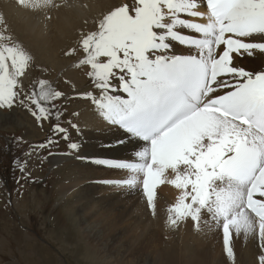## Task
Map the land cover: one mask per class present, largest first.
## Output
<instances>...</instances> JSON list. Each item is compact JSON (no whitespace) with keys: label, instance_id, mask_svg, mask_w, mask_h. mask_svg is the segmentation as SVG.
Wrapping results in <instances>:
<instances>
[{"label":"rangeland","instance_id":"obj_1","mask_svg":"<svg viewBox=\"0 0 264 264\" xmlns=\"http://www.w3.org/2000/svg\"><path fill=\"white\" fill-rule=\"evenodd\" d=\"M84 38L77 39L78 51L72 61L84 54ZM13 39L15 41L11 42ZM3 43H9L13 50L0 47V102L12 103L15 97V107L10 110L0 109V116L3 117L0 121V237L3 241L0 264H116L118 261H122V264H188V258L198 256L204 251L207 257L201 264H230L221 234L224 225L214 217L210 219L215 221L212 231L217 239L201 234L198 231L201 229L198 220H176L177 223L171 228L178 227V236L173 231H162L159 226L152 231L151 227L156 221L147 224L143 219L137 218L132 219V224L127 226L124 219L121 220L120 213L129 210L138 201L135 192L141 190L144 194L145 182L148 183L149 192L155 193V186L146 178L140 179V184L136 179L131 186L120 183H116V186L107 185V180H104L102 188L99 189L96 179L108 178L112 173H128L117 180L140 176L136 174L134 177L128 170L118 172L114 169H103L106 167L76 158L75 155L122 158L129 154L128 151L123 152L122 147L103 148L102 145L108 141L99 131L88 133L83 129L79 136L73 131V140L79 141L78 149L73 150L72 154L58 152L42 166L35 159L30 160V179H21L17 184L16 178L21 173L12 167V160L23 153L16 147L15 138L19 136L28 144L39 145L49 134L50 128L48 121H44L43 127H40L26 109L30 100L35 98L32 93L33 85H36L37 93L44 90L39 89V81L47 82L48 87L53 90L62 91V88H67L62 92L67 94L68 99L60 101L65 105L66 111H77L80 115L84 109H79L76 99L69 97L72 89H68V85L62 86L60 69L64 68V63L60 59L66 56L69 47L57 51L60 52L57 56L30 57L29 53L23 51L18 36L9 34L6 24L0 18V46ZM20 50L28 58H33L36 64L52 66L55 72L48 74L38 68L30 76L31 70L25 68L33 63L21 62L20 57L13 56ZM8 65L12 66L14 74L13 70H7ZM80 65L84 71L82 74H86L89 68L85 64ZM97 67L99 70V66ZM17 68L19 72L21 69V75L16 71ZM92 89L93 87L89 90ZM80 99L82 102L86 100ZM64 119L68 117L65 116ZM79 121L78 117L75 122L80 125ZM5 144L8 146L7 151L3 148ZM60 147H64L63 142ZM218 153L223 154L220 151ZM169 157L176 159L175 155ZM163 164L166 165V162ZM205 175V179H208L209 175ZM259 193L264 195V192ZM208 195L206 193L200 203L194 199L193 202H197L199 207L197 213L216 212L221 221L228 214L238 213L230 211L225 197L220 199L219 206H208L205 203ZM95 220L101 222V227L91 225ZM204 223L211 227V222ZM236 233L234 230V242ZM210 259L214 262L209 261ZM235 264L238 262L235 261Z\"/></svg>","mask_w":264,"mask_h":264},{"label":"snow or ice","instance_id":"obj_2","mask_svg":"<svg viewBox=\"0 0 264 264\" xmlns=\"http://www.w3.org/2000/svg\"><path fill=\"white\" fill-rule=\"evenodd\" d=\"M121 33L131 39H123L110 52H100L98 44H108ZM138 37L143 46L130 47ZM82 47L84 54L78 63L89 60L90 54L94 57L87 73L93 89L73 98L88 100L104 127L118 133L103 148L131 145L135 157L143 160L146 150L139 149L150 144L149 120L163 112L173 92L167 83L170 78L211 73L217 77L214 84L220 83L222 90L231 93L230 98L236 102H243L257 85L264 83L261 65L237 67L238 59L256 57L257 53L264 55V0H134L131 5L117 4L105 14L97 30L83 39ZM35 88L33 85L35 98L26 109L40 127L44 121L50 123L49 134L39 145L28 144L19 136L15 138L16 147L23 153L12 160V167L21 173L16 178L17 184L21 179H30V160L35 159L42 166L58 152L72 154L80 145L71 133L75 131L79 136L83 131L75 122L79 112L68 113L60 103L68 99L66 93L49 88L47 82L39 81V89L43 91L37 93ZM13 107L15 97L12 103L0 102V109ZM3 148L7 151L8 146L5 144ZM76 158L130 172L139 167L135 162L109 156ZM106 183L131 186L135 182L129 177ZM144 194L150 198L147 182ZM253 199L264 200V196L254 193ZM257 219L260 231L255 264H264V211ZM221 234L225 254L230 257V264H235L234 234L227 220Z\"/></svg>","mask_w":264,"mask_h":264},{"label":"bare ground","instance_id":"obj_3","mask_svg":"<svg viewBox=\"0 0 264 264\" xmlns=\"http://www.w3.org/2000/svg\"><path fill=\"white\" fill-rule=\"evenodd\" d=\"M133 2L134 0H0V18L6 24V31L11 35L18 36L22 42L23 51L29 53L30 57L33 55L40 58L42 56L53 57L60 53L57 51L63 50L65 47H69V52L76 49L70 55L67 54L69 53L67 50L66 56L60 59V62L64 63V68H58L62 71V86L68 85V89L73 91L70 92L69 97H75L93 87L87 77L88 72L82 74L84 71L80 64H85L88 67V64L94 59L90 54L89 60L81 61V63L78 61L83 55L73 61L71 60L78 51L77 39L80 40L86 37L88 33L96 31L99 22L113 6L122 3L131 5ZM197 22L204 21L198 20ZM123 39H131V37L123 33L118 34L108 44H98L100 52H110L113 46L118 48L123 43ZM14 41L13 39L11 42ZM131 46L139 49L143 46V40L139 37L133 39ZM0 47L13 50L9 43H3ZM178 50L184 51L183 49ZM23 51L20 50L17 55L15 53L13 56L20 57L21 62L33 63L32 66L25 68V70H31L30 76L38 68H41L43 72L47 71L48 74L55 72L50 65L36 64L35 60L28 58ZM24 58H28V60ZM237 62V67L241 65L249 67L261 65L264 67V55L257 53L256 57L238 59ZM11 67L8 65L7 70H13L12 74H14V69ZM16 71L21 75V69L20 72L18 68ZM216 79L217 77H215ZM167 83L170 85L168 81ZM63 89L67 88H62V91ZM213 92H216L215 96H213ZM224 93L226 92L222 90L221 84H214L213 82L208 88L206 100ZM96 95L98 96L99 93L97 92ZM76 101L79 109H84L83 113L79 115L82 130L86 129L88 133L99 131L100 134H104L103 137L108 142L117 138L118 133L109 132L97 119L88 100L82 102L81 99H76ZM1 120H3L2 116H0ZM183 128L181 130L174 127L166 133L153 135L150 144L139 149L140 151L146 150L143 160L135 157L131 145L121 146L123 152L128 151L129 154L122 158L114 157L138 164L139 167L131 173L134 177L136 174L140 176L132 179L134 181L137 179L140 184V179L146 178L150 184L153 183L155 186V193L150 192L149 198L141 190H138L139 192H135L138 201L129 210L120 213L119 217L121 220L124 219L127 226L132 224V219L136 220L137 218L143 219L147 224L156 221L151 227L152 231L159 226L158 228H161L162 231H173L176 236L179 234L177 225H174L176 228H171L176 220H188L190 222L198 220L201 223V229L198 231L216 239L217 236H213L212 231L215 221L212 222L210 217L216 218V221H220L223 225L227 220L232 232L237 231V228L239 229L233 243L236 254L235 261L238 264H255V255L258 251L256 241L260 231L257 218L260 214L255 215L251 209L253 207L264 208V200L253 199L254 193L264 192V188H261V185H264V169L257 176L259 185L253 186V189L250 188L252 190L250 193L248 192V187H251L250 182L218 172L214 164L217 161L222 162L239 140H245L248 146L257 150L260 154V165L264 164V137L250 126L200 109H196L192 116L183 121ZM219 151L223 154L219 155ZM150 155L154 159L150 158ZM172 155L176 156L175 160L169 157ZM163 161H166V165L163 164ZM145 166H148L147 171L144 169ZM103 169L113 168L106 167ZM99 174L101 175L102 172ZM205 174L209 175L208 179H205ZM127 175L128 173L124 171L117 174L112 173L108 178L96 179V185L100 189L104 180L118 181L117 178ZM105 184L116 186V183L105 182ZM157 188L161 190L159 191ZM206 193L209 194L205 200L208 206H219L220 199L225 197L229 202L230 211L238 213L228 214L227 218H223L222 221L216 212L197 213L199 207H197V202L194 203L193 201L194 199L198 202L204 200ZM154 217H156L155 220H153ZM204 221L211 222V227L205 225ZM192 224L196 226L194 223ZM91 225L101 227L102 224L95 220ZM91 231L93 230L91 229ZM2 242L0 237V249H2ZM206 257L207 254L204 251L198 256H191L187 262L188 264H201ZM209 261H213V259ZM122 263V261L116 262V264Z\"/></svg>","mask_w":264,"mask_h":264}]
</instances>
